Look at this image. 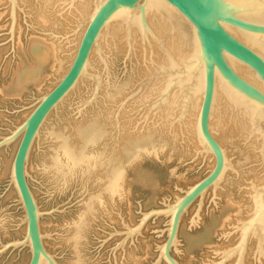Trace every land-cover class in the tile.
<instances>
[{
    "label": "bare ground",
    "instance_id": "6f19581e",
    "mask_svg": "<svg viewBox=\"0 0 264 264\" xmlns=\"http://www.w3.org/2000/svg\"><path fill=\"white\" fill-rule=\"evenodd\" d=\"M93 1L94 0H0V2H4V4L7 6L5 12L0 14V17H2L3 14H8L12 8L13 16L18 19V12L21 9L25 13L26 17H28L27 22L29 23L31 29H35L40 33V35H32L28 37L27 41L24 43L22 40V26L20 25V22L17 19L15 20V18L11 20V37L13 40V46L16 47L14 55L20 58L22 57L21 55L23 53V56H25L26 61L29 60V63L25 61L27 64L24 65V62L21 58L19 63H17L14 67L10 68L7 65L5 66L4 73L9 72L8 74L10 75V79L7 85L2 87V95L8 96L10 94L7 92H9L11 93L10 96L13 95V97L19 99L22 98V95H25V92L30 87H34L36 89L35 94L38 93V97H40L43 95L42 90L46 88L44 87L46 80L47 83L50 80V84L45 90L48 89L49 91L54 87L58 79L67 72L74 58L75 52L70 55L66 54V52L68 53L76 49L84 31V27H81L80 30L75 33L74 39H68L69 41L67 43L73 42L74 46L61 40L59 35L63 33L61 30L64 29L65 25L73 22L69 20V17H67L69 14L68 10H70L68 5L73 6L75 4V12H70H72L73 15L78 18V22L75 21L76 23H83L89 18L92 12ZM15 5H18L20 9L17 10ZM153 5L150 6V22L153 28L159 35L166 37V44L176 56L177 61L183 63L184 65L191 63L196 57V47L195 44H192L189 26L184 21L182 22L180 17L172 18V12L170 10L167 9L166 12L165 10H162L159 5ZM67 20L68 22L66 24L65 21ZM125 25H127L126 19L112 28V30L109 32V34H111V38L113 39L112 41L111 38H106L107 33L103 34L101 43L105 49H107V45L108 48L114 45V48H116L115 51H117V53L120 54L124 51L126 48L124 47V44L126 43H124L125 41L123 38ZM137 25V21L134 20L132 26L134 28V35L136 38L135 54L137 53L136 57H139L140 41L138 38L139 31ZM70 29L71 28L68 30ZM71 31L72 30L69 32ZM231 31L242 41L247 43L249 46L264 56V39H259L240 33L235 29H232ZM119 38L122 44L121 47H119V44L117 43ZM68 45L70 46L67 50ZM155 51L157 56L160 58L161 63L169 67V61L156 46ZM95 55L96 52L94 51L91 59L96 68V66L99 67V63ZM136 59L135 61H138V59ZM232 64L244 78L264 91L263 84L256 78L255 74L249 68L241 66L234 61ZM8 67L11 70H8ZM164 79L165 80H162L161 82L153 84L151 89H149L150 91L148 93L151 95V97H153L152 95L155 93L159 94L161 91H163V88L167 85V83L169 84L170 80H168V78ZM163 81H165V83ZM128 83L129 81L123 83L121 82V85H118V87L115 85L117 87L115 90L112 87V90L114 91H107V87H105L107 93L110 92L111 94H109V97H113L116 93L120 94L123 92V90H126ZM82 85L91 91L94 86L91 81L83 79L80 87L78 88L79 93L85 90ZM178 87V90H176L171 95V98L165 102L166 104L162 112L157 116L158 122L160 123L158 128H166L173 132V134L171 133L174 140L172 142L170 139L165 137H163L164 139H161L159 136L163 133L161 129H157L155 132L159 138L155 137L151 130H149L146 132V135L142 134L140 137L136 136L134 140L127 137L125 140L121 138L118 154L115 155L112 153V149H106V146L109 142L107 144L105 143L106 146L103 145V142L107 140V131L99 125L98 121L92 120L90 122L78 124L76 129L73 131V134L75 135V142H71L69 140V135L67 136L68 130L66 128L56 129L54 126L51 127V124L50 127L47 126V128L43 130V139L41 142L51 140L52 144L50 147L51 150H47L45 155H38V160H41V163L39 162L41 169L37 172L40 171L43 173V175H46L52 179L53 184L58 185L61 191L65 190L74 179L79 178L83 173H85L87 176L85 177L84 175L85 179L88 178V176L92 177L91 175L94 173H96V177L98 178V181L97 178H95L96 180L94 179V182H97L95 185L97 191L87 196L81 208L83 211L66 227V235L63 237L65 239L61 240L70 247H68L70 249L68 250L71 251L69 264H87L90 262H87V258L82 255L83 239L85 237V233L88 232L87 228H89L88 221L90 222V219L98 216V212H107L106 208L104 207L105 201H108L111 206H115L117 202H123L125 199H127L126 192L128 191V169H132L133 174L136 175L139 164L144 158L149 157L150 159L158 160L160 159V155L164 152L167 154V160H170L174 155H176L177 158H179L182 162L197 158L194 161L197 166L203 161L202 159L204 157L199 153V149L203 147V142L201 140L198 128V113L204 91L203 71H198L194 76L189 77L187 80H185V82L179 84ZM217 87L218 89L216 92L213 114L211 117V132L222 144V146L227 149L228 153L227 176L225 179V185H222V188L223 186L226 188V192H224V210L225 212H231L236 215V217H239L244 211L249 214L253 210H257L261 204V198L257 191V186L264 185V119H262L264 117L257 115L255 112L247 109L243 102L231 94L230 91L226 89L220 81H218ZM184 88L188 89L186 97ZM147 98H149V96H147ZM31 110H29V112L27 110L23 111L16 121H23L30 114ZM181 114H183L184 119L181 121V125L178 126V124H175V119H178V116ZM256 119L260 120L262 129H259L256 126ZM168 132H166V136H168ZM163 134H165V132ZM181 135L182 138H180ZM51 141H48V143ZM180 141L183 142L182 145H180ZM177 142L181 147L180 149L176 147ZM18 143L19 141L15 142L9 147L10 149L7 156H5V154L4 156L2 155L5 157L1 158L4 159L3 163L1 161L2 168L0 173L3 178H8V176L11 175L12 163ZM233 156L236 158L234 157V159ZM231 157L233 159H231ZM205 160L206 169H212L215 164L213 156L209 154ZM33 163L30 157L28 169L29 171L32 170V172L35 171ZM230 171H233L234 176L229 175ZM97 173L99 174L97 175ZM175 173L176 171L174 170L171 175L174 176L176 175ZM184 176L180 177L179 179H183ZM89 179H87V181ZM244 180L247 182L244 183V185H241V193L238 198H236L237 196L231 191V187L234 184L239 186V182ZM222 188H220V192ZM13 197L18 199V195L14 187L13 189L11 188V191L6 195L5 199L9 201ZM23 214L25 216V213ZM10 216L11 220L9 216L8 218L3 217L4 219L2 216H0V229L3 225V222L6 223V220L8 219L10 220V222H8L11 225L13 224V227L18 226L19 236H25L27 233V223L25 217L22 216L20 217V220H16L13 215ZM231 219L233 220L232 216H226V218L221 223L219 222L222 229H224L227 221H230ZM217 221H219V218ZM49 223L50 222L47 220L41 219V230H44L47 228V226H50ZM2 227V229L5 228V226ZM5 233H7V231ZM250 238L251 239L247 247L248 249L243 251V247H240L241 251L237 253L238 257L240 256L242 259L245 258V264H252L253 261L250 260L252 256H255L256 259H260L262 262L264 260V218L259 221L258 228L253 231V234ZM237 239L238 237L236 238V241ZM65 243L62 244L64 245ZM229 243H231V241ZM47 245L52 247L48 241ZM30 258L31 254H27L20 264H27ZM140 258L141 257L138 258L134 253H129L124 264H140ZM257 260L254 259L255 262H257ZM94 262L92 261L90 263L95 264Z\"/></svg>",
    "mask_w": 264,
    "mask_h": 264
},
{
    "label": "rangeland",
    "instance_id": "374dc122",
    "mask_svg": "<svg viewBox=\"0 0 264 264\" xmlns=\"http://www.w3.org/2000/svg\"><path fill=\"white\" fill-rule=\"evenodd\" d=\"M6 8L7 6L4 2H0V14L5 12ZM18 13L19 18L17 20L22 26L21 34L23 42L25 43L28 37L32 35H40L37 30L31 29L29 23L27 22L28 17H26V15L21 11ZM67 17H69V20L73 21L69 14ZM67 22L68 20L65 21L66 24ZM65 26L64 29L61 30L63 33L59 35L61 40L67 43L68 41H66V38L69 35L68 32L70 30L68 29L70 28V24L68 23V25ZM10 28L11 14L9 11L8 14H3L2 17H0L1 136L7 135L10 130L14 129L15 126L22 122H17V118H19L23 111L27 110L29 112V110H31V106L35 103V99L39 96L38 93L35 94L36 89L34 87H30L25 92V95H22V98L19 99L13 97V95L10 96L11 93L9 92L7 93L10 95L6 94L8 96L2 95L1 93L2 87H4V85L6 86L10 79V75L8 74L9 72L4 73L5 66L7 65L12 68L19 63L21 58L24 65L29 63L28 58V61H26L23 53L21 55L22 57L19 56L20 58L14 55L16 47L13 46ZM71 39L73 38L71 37ZM112 40L113 39L111 38V41ZM117 43L119 44V47H121L122 44L120 38ZM67 44H72V42ZM124 45L126 48L120 54L115 51L116 48H114V45L109 48L107 45V49H103L104 51L102 56L106 60V66L100 56L97 54L95 55L99 63V67L96 66V69L95 64L92 61L93 72L98 74L102 79V88L98 94L94 93V86L91 91L90 89H86L83 84L82 87L85 88V90L79 93L77 89L75 91L76 93L73 92L66 102L60 107L59 118L53 115L50 118V120H52L48 122L45 128H47V126L50 127L51 124V127L54 126L56 129L66 128L68 130L67 136L69 135V140L71 142H75V135L73 134V131L76 129L78 124L90 122L92 120L98 121L99 125L107 131L108 141H104L103 145L106 146L109 142L106 149H112V153L115 155L118 154V149L120 148V142L117 140V127L119 125H121V134L123 135L124 140L126 137L129 138L128 136L133 138L136 136L140 137L142 134L146 135V132L151 130L152 134H154L157 138L160 136L161 139L165 137L170 139L171 142L174 141L172 137L173 132L166 128H158L160 123L157 119V111L150 110V108L146 105L153 97L157 96V93L151 97L148 93L151 88L147 90V88L143 86L144 82L147 81V71L142 64L141 50L139 54L140 56L136 57L137 53L135 54V51H133L128 54L127 44ZM68 53L66 52V54ZM136 58L138 61H135ZM9 67L8 70H11ZM125 80L130 83H128L126 87L127 91L123 90L121 93L125 92L124 94L116 93L113 97H109L110 92L107 93V91H114L118 85H121V82H126ZM49 81L47 83L46 80L44 87L47 88L50 84ZM91 82L95 85L93 81ZM155 83L157 82L155 81L154 84ZM105 87H107V91ZM112 87L114 90H112ZM46 88L42 90V94L48 92V89L45 90ZM105 96L107 100L105 99ZM147 96H149V98H147ZM157 129H161L163 133L165 132V134L162 133L158 136L155 133ZM166 132L169 133V137L166 136ZM180 138H182V136H180ZM48 141L40 142V144L35 145L32 150L31 161L32 163L34 162L33 167H35V171H29L30 176L28 177V182L31 191L34 190L33 193L35 194L33 195H35L34 197L37 201V205L42 212L46 213L40 218V221L41 219H44L50 222V226H47L44 230L42 229L43 231L41 230L42 234L46 236L44 243H46L45 247L47 248V251L54 256L55 260L59 264H69L71 257V251H69L70 247L61 240L65 239L63 237L66 235V227L83 211L81 208L87 196L97 191L95 187L97 182H94L97 177L96 173H94L95 175L92 174V177L88 176V178L85 179L87 176L83 173L80 176L81 178L79 177L74 179L65 190L61 191L58 185L53 184L52 179L43 175L40 171V173L37 172L41 169V160H38V157L40 154L45 155L47 150H51L50 147L52 141L49 143ZM182 144L183 142L180 141V145ZM9 147L1 150L0 159L5 158L3 157L4 154L5 156L8 155V151L10 149ZM176 147L179 149L181 148L178 142ZM165 154L166 152L161 154L160 159L158 160L150 159L149 157L144 158L139 164L136 175L133 174L132 169H128L127 190L129 192H126L127 199L123 202H117L115 206H111L108 201H105L104 207L106 208L108 214L107 212H98V216L90 219V222L88 221L89 228H87L88 232H86L87 234L85 233L82 245V255L87 258V262L95 261V264H124L127 255L129 253H134L138 258L141 257L140 264H158L157 258L159 255V248L167 238V227L170 218H152L139 232L132 233L131 230L135 229L145 213L153 209L162 208L170 202H174L175 199L182 194L181 189H188L189 186L199 181L209 171L206 169L205 159H202L203 161L201 164L197 166L194 162L197 158L182 162L176 155H174L170 160H167V154ZM234 157L235 156H233V158ZM178 160H180L181 163ZM1 161L3 163L4 159L0 160V173L2 168ZM174 170L176 171V175L172 176L171 174ZM98 174L99 173H97V175ZM229 175L234 176V173L230 171ZM182 176H184V178L179 179ZM87 179L89 180L87 181ZM240 182L239 186L234 184L231 187V191L237 196L236 198H238L241 193V185H244L247 181L244 180L241 183ZM222 185H225V181ZM11 188L13 189V186L10 184V176H8V178H3L0 174V216H2V218H8L9 216L11 220L10 215H13L16 220H20V217L24 216V210L21 204H19L18 199L16 197H13L14 199L11 198L9 201L5 199L6 195L11 191ZM220 188H222V186L217 190L211 189L202 200H198L195 204H193L189 211L184 215L181 223L182 227L180 228L181 231L178 236V243L172 251L173 256L180 264H235L234 257H226L227 252L237 245L236 238L238 237L239 239V233L236 230V225L239 222L246 221L249 214L244 211L241 216L236 217V215L231 212H225L224 192H226V188L223 186L225 189L222 188L221 192ZM226 216H232L233 220L231 219L230 221H227L224 229H222L220 223L226 218ZM218 218L219 221H217ZM10 220H6L7 224L3 222L2 226H5L4 229H2L3 227L1 226L0 247L1 243L6 244L15 239L22 238L21 235V237L19 236L18 226H15L16 228L13 227V224L11 225L9 223ZM6 231L7 233H5ZM47 241L52 247L47 245ZM230 241L231 243H229ZM62 243L65 244L63 245ZM27 254H31L29 246L11 249L0 256V264H20ZM254 259L257 260L258 258L256 259L255 256H252L250 258V260L253 261L252 264L264 263V260L261 262L260 259H258L257 262H255ZM160 264H166V262L163 261Z\"/></svg>",
    "mask_w": 264,
    "mask_h": 264
},
{
    "label": "water",
    "instance_id": "95a60500",
    "mask_svg": "<svg viewBox=\"0 0 264 264\" xmlns=\"http://www.w3.org/2000/svg\"><path fill=\"white\" fill-rule=\"evenodd\" d=\"M152 5H159L166 12L167 9L170 10L172 18L180 17L182 22L189 26L192 44L196 47V57L191 63L184 65L177 61L176 56L166 44V37L155 31L150 22V6ZM15 8L20 9L18 5H15ZM68 8H70L69 16L72 15L70 16L73 19L72 23L78 22V18L72 13L75 12V4L68 5ZM20 11L23 12L21 9ZM12 13L11 8V20L15 18ZM124 19L127 23L124 27V40L128 54L135 51L136 45L133 21L136 20L138 24L142 64L147 71V81L143 86L148 90L155 81L161 82L165 80L164 78L170 80L163 91L146 104L150 110L157 111L156 115L162 112L165 102L178 90L179 84L200 70L204 74V91L198 113V128L203 147L199 149V153L203 155V159L211 154L215 164L199 181L186 190L181 189L182 194L174 202L145 213L135 229L131 230L132 233L139 232L152 218H170L167 238L159 248L158 264L163 261L166 264H180L172 251L177 246L184 215L211 189L217 190L221 187L227 176V149L211 132V117L218 81L242 101L247 109L264 117V91L244 78L232 64L234 61L249 68L264 86V56L231 31L235 29L240 33L264 39V0H94L92 12L85 22L70 23L72 31L67 38L65 37L67 41L71 37L74 39L75 33L81 27H84V31L76 49L68 53L70 55L75 52L67 72L58 79L51 90L35 99V103L31 106L32 110L24 121L10 130L7 135H0V152L3 148L19 141L12 163L10 184L17 192L18 202L24 210L27 223L25 236L6 244L1 243L0 256L11 249L29 246L31 258L27 264H59L44 244L46 236L41 232L40 218L46 213L40 210L29 186L28 164L32 150L35 145L40 144L42 131L50 118L53 115L59 118L60 107L80 87L83 79L94 82L95 94L101 90L102 79L93 72L91 58L95 51L106 66V60L102 56L104 47L101 38L104 33H107L106 38H111L109 32ZM155 46L167 58L169 67L161 63ZM184 89L186 97L188 89ZM183 119V114L179 115L178 119H175V124L181 125ZM255 122L256 126L262 129L260 120L256 119ZM120 127L121 125L117 127L118 142H121L120 137L123 138ZM131 139L134 140L135 137ZM257 191L261 204L257 210L249 213L246 221L238 223L237 245L227 252L226 257H234L235 264H245V258L238 257L237 253L241 251L240 247H243V251L248 249L253 231L258 228L259 221L264 218V185L257 186Z\"/></svg>",
    "mask_w": 264,
    "mask_h": 264
}]
</instances>
